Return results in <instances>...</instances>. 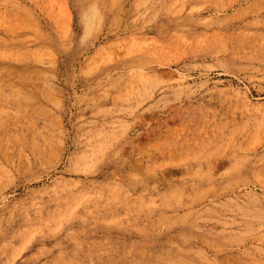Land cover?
<instances>
[{
    "label": "rangeland",
    "instance_id": "obj_1",
    "mask_svg": "<svg viewBox=\"0 0 264 264\" xmlns=\"http://www.w3.org/2000/svg\"><path fill=\"white\" fill-rule=\"evenodd\" d=\"M0 264H264V0H0Z\"/></svg>",
    "mask_w": 264,
    "mask_h": 264
}]
</instances>
